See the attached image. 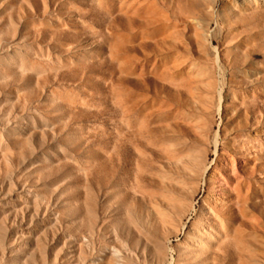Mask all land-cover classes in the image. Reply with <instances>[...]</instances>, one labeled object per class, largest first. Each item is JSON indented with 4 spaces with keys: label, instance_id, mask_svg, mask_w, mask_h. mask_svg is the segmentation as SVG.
I'll return each mask as SVG.
<instances>
[{
    "label": "rangeland",
    "instance_id": "1",
    "mask_svg": "<svg viewBox=\"0 0 264 264\" xmlns=\"http://www.w3.org/2000/svg\"><path fill=\"white\" fill-rule=\"evenodd\" d=\"M0 264H264V0H0Z\"/></svg>",
    "mask_w": 264,
    "mask_h": 264
}]
</instances>
